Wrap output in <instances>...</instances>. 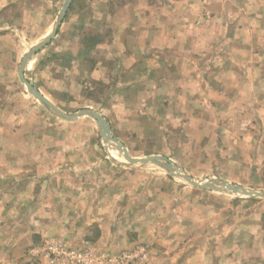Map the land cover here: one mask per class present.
I'll return each mask as SVG.
<instances>
[{
    "label": "crops",
    "instance_id": "obj_1",
    "mask_svg": "<svg viewBox=\"0 0 264 264\" xmlns=\"http://www.w3.org/2000/svg\"><path fill=\"white\" fill-rule=\"evenodd\" d=\"M20 1L0 0V12ZM83 1L71 3L56 35L28 60L26 78L41 92L55 84L87 97L85 106L102 115L95 105L106 99L112 134L132 156L127 131L144 122L159 127L157 142L178 144L146 153L178 165L185 130L188 147L177 154L208 165L189 175L264 188V0ZM17 42L0 30V264H48L28 254L45 237L102 249L142 244L149 264H264V198L142 178V168L171 174L152 163L110 162L95 140L96 119L59 117L24 89L19 66L32 47L19 61ZM42 54L38 86L27 70ZM197 190L229 193L235 213ZM196 229H216L217 240L195 245ZM183 250L186 260L177 257Z\"/></svg>",
    "mask_w": 264,
    "mask_h": 264
},
{
    "label": "rangeland",
    "instance_id": "obj_2",
    "mask_svg": "<svg viewBox=\"0 0 264 264\" xmlns=\"http://www.w3.org/2000/svg\"><path fill=\"white\" fill-rule=\"evenodd\" d=\"M66 0H21L19 3H17L15 6L18 7H12L10 9L4 10L2 12H0V30L2 32H12V34L17 38L18 42L17 44L19 45L18 47V57H19V61L21 60V55L24 54V52L26 53L31 47H33L34 45H36L37 43H39L46 35L47 33L54 27L55 22L61 12V9L64 5ZM83 0H76L77 5L82 3ZM92 0H84L83 2L86 4H89ZM75 2V0H72V4ZM71 4V7H72ZM21 7H25V8H21ZM69 8L66 15H65V19L69 16V13H71L72 8ZM64 19V21H65ZM11 20L13 22H11ZM99 28V27H98ZM98 28H96L94 31L92 32H97L99 31ZM103 35L100 36L102 39L107 38V32L102 33ZM14 46V42L12 43ZM10 53H8V57H9ZM48 59L47 54H42L39 57L34 58V60L32 59V62L27 70V74L30 76V78H32V80L34 82L37 83L38 86H44L43 84V80H46V77L43 76L45 73L42 72V69L44 67L43 65V60ZM66 60L68 61V59L64 58L63 59V63L66 62ZM51 61V60H50ZM19 66V65H18ZM16 74L15 75H4L3 76V80L4 81H11V80H16ZM20 81V80H18ZM24 85V84H23ZM24 89L27 90V88L25 87V85L23 86ZM54 87H56L55 84H50V89L46 88V89H42L43 94L46 95V97L48 99H50L53 103L55 102L56 106H58L59 108H61L62 110L69 112V113H74L77 112L78 110L82 109V108H87L88 106H85V102L87 101V97L89 96L88 93H86V98H81V97H75L73 94H70L69 92H67L66 90H58L55 89ZM106 92V90L101 89L98 91H95L94 93V98H96L97 100L100 101V98L103 97ZM107 101L106 99H104L103 104L101 105H95V108H98L99 111H101L105 116L106 115H110L109 112V107L105 104ZM35 102L37 104H39L40 102L35 98ZM59 103L60 105H58L57 103ZM92 123L94 124V128L97 131V134L95 135V140L98 141V143L102 146L101 149L106 153V155L108 156L107 158L109 159V161L114 162L113 160H117L120 161V163H123V161H125V157L123 156V153L121 151H119L117 149V144L115 142H110L108 144H106L103 140V137L100 133V129L99 126L97 125L95 120H92ZM179 127H183L184 128V124H182L181 122L178 123ZM141 127L139 128H130L127 133L129 136V140H126L129 144L128 147L130 148L131 153L133 154V156H137V157H143V156H148L149 154H147L146 152L149 150H155V149H167V146H169L170 148V143L173 142L171 141V138L169 137H164V141L163 139L159 140L157 142V138H155L154 135H156L159 131V127L158 126H154V125H147L144 122L140 123ZM175 123H173L172 125L168 122H163V126L159 124L160 127L163 128H168L171 129L170 127H172V129H174ZM89 127H91L90 125H86L85 129H88ZM199 128H196L197 132H198ZM169 131V130H168ZM177 133V131H176ZM179 136L178 139L176 141H180L181 143L179 144V148H178V152H180L182 150V148H187L188 146L187 141L188 138L190 136H188V132H186L185 130L183 132H180L178 130ZM200 133V132H198ZM145 134V135H144ZM150 136H149V135ZM140 135H144V137H141ZM196 135V134H195ZM97 143V144H98ZM171 146H178L177 145H171ZM169 151V150H168ZM177 152V153H178ZM116 156H114L113 154ZM175 153L174 157L177 158L175 159L176 163L179 165V167H182L186 173L193 172V173H204V171H207L208 169H204L206 166L205 163H203L202 161V157L201 156H197L194 157L193 161H190V158L187 154H184L183 157H179V155ZM151 154V153H150ZM115 165V164H114ZM177 165V166H178ZM138 167H141L140 164H137ZM213 166L210 165V168H212ZM96 169V168H95ZM146 169L142 168V178H151V179H165L169 180V177H171L170 179L173 178H177V180L179 181L178 183H181L185 186L188 187H192L191 184H189L187 181H185L184 179L180 178V177H175L172 176L171 174L166 173L164 170H160V168H152L150 167V170L148 169V171H150L148 173V175H146L147 173L145 172ZM103 172H109V169L104 168L102 170ZM115 177L119 176L122 177V175L113 174ZM93 176H96V174H94ZM199 178H209V177H214L213 175H201V176H197ZM217 177V176H216ZM218 178V177H217ZM220 178V177H219ZM264 191V188L259 189ZM198 194L200 195H207V194H211V199H216L217 201H215V203H218V206H222V207H226L224 209H226L227 214H231V216L235 213V208L233 207L235 204H237L235 198H231L233 196H229V193L226 192H221V191H216L214 190L213 192L211 191H206V190H197ZM210 192V193H209ZM179 195V194H178ZM215 195V196H214ZM232 195V194H231ZM221 196L224 198L222 199ZM226 199V200H225ZM220 200V201H219ZM240 201V200H239ZM260 203H264V199H260L257 200ZM217 205V204H215ZM233 207V208H231ZM219 210V209H217ZM233 210V211H232ZM230 217V216H229ZM230 219V218H229ZM201 229H196V233L194 235V244H202L203 241L206 240V238L211 237L212 242L217 240V230L216 229H211L210 233H207V229L206 232H200ZM46 238V237H45ZM44 238V239H45ZM51 238V237H50ZM64 240H66L64 237H60ZM264 240V237L259 236L258 241ZM67 242L70 243V241L66 240ZM119 247V246H117ZM122 247V246H121ZM119 248V249H107L104 248L106 250H111V251H120L123 250V248ZM100 248V247H98ZM102 249V248H100ZM125 249V248H124ZM187 250H183L182 252H179L177 254V257L180 259L186 260V256H187ZM151 257V256H150ZM152 257H153V252H152ZM43 261V260H40ZM151 261V259L149 260Z\"/></svg>",
    "mask_w": 264,
    "mask_h": 264
},
{
    "label": "water",
    "instance_id": "obj_3",
    "mask_svg": "<svg viewBox=\"0 0 264 264\" xmlns=\"http://www.w3.org/2000/svg\"><path fill=\"white\" fill-rule=\"evenodd\" d=\"M72 3V0H66L61 12L55 22V25L52 29V31L44 37L39 43L34 45L23 57L20 66H19V78L20 80L26 85L27 89L32 93L46 108H48L51 112L58 115L59 117L65 118V119H73L81 115H90L94 119H96L100 133L103 137V140L106 144L110 142H115L117 144V149L121 151L127 160L129 165L134 164H140L141 166L152 163L154 165L160 166L164 169H166L169 173L176 177H180L187 181L188 183L206 188V189H217L232 193H239V194H246V195H253L264 198V191L262 190H256V189H250L241 185H236L224 180H221L219 178L215 177H209V178H196L188 173H186L181 167L177 166L170 158H168L165 155L161 154H151L146 157H133L129 154L127 148L124 146L122 142H120L117 138H115L112 134L110 123L108 119L102 115L97 110L91 109V108H82L74 113H69L58 106H56L51 100H49L37 87H35L25 76V67L28 62V60L36 54L38 51H40L45 45H47L50 40L56 35L62 20L64 19L70 5Z\"/></svg>",
    "mask_w": 264,
    "mask_h": 264
},
{
    "label": "built area",
    "instance_id": "obj_4",
    "mask_svg": "<svg viewBox=\"0 0 264 264\" xmlns=\"http://www.w3.org/2000/svg\"><path fill=\"white\" fill-rule=\"evenodd\" d=\"M28 254L48 264H149L147 248L142 244L115 252L88 242L76 246L60 237L31 245Z\"/></svg>",
    "mask_w": 264,
    "mask_h": 264
}]
</instances>
